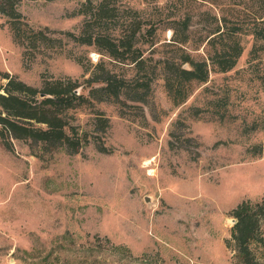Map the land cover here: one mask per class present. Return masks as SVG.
Wrapping results in <instances>:
<instances>
[{"label": "rangeland", "instance_id": "obj_1", "mask_svg": "<svg viewBox=\"0 0 264 264\" xmlns=\"http://www.w3.org/2000/svg\"><path fill=\"white\" fill-rule=\"evenodd\" d=\"M84 2L22 0L30 25L53 38L36 47L17 44L0 13V85L4 72L38 88L62 78L87 96L100 85L89 81L100 62L129 85L125 103L91 97L69 111L89 139L78 153L0 134V264H239L231 211L264 195V38L251 33L264 30V2L108 0L105 33L130 37L141 27L135 44L147 66L139 76L68 34L81 35ZM218 27L240 28L242 55L229 71L210 67L176 104L160 60L181 54L175 37L207 59ZM136 77L149 82L144 101L131 99ZM98 116L110 119L105 132ZM251 248L264 264V221Z\"/></svg>", "mask_w": 264, "mask_h": 264}, {"label": "trees", "instance_id": "obj_2", "mask_svg": "<svg viewBox=\"0 0 264 264\" xmlns=\"http://www.w3.org/2000/svg\"><path fill=\"white\" fill-rule=\"evenodd\" d=\"M21 2L22 0H0V13L8 17L7 23L14 41L19 45H28L27 47L29 44L36 47L39 40L45 43L53 41L42 29L35 30L30 25L18 10ZM82 7L80 11L86 15V19L81 35L68 34L79 42L96 45L113 59L128 61L126 63L133 64L138 76L145 72L147 58L144 51L135 44L137 33L141 30L140 25H135L136 29H133L130 37H111L101 26V23L109 18L108 0H101L98 4L86 0ZM239 29L225 32L223 28L218 27L212 32L206 39L207 59H196L183 48L187 38L173 39L174 43L171 44H178L177 48L181 50V54L177 57L167 56L161 59L160 63L166 89L176 104L186 100L188 84L208 80L210 67L226 72L237 64L243 53V46L237 35ZM251 33L256 38H264L262 29L253 30ZM186 64L189 67H186ZM96 68L99 71H95L89 81L100 85H91L87 96L79 92L80 86L71 80L45 79L42 87L38 88L9 72H4L3 77L7 81L0 85V134L8 138L40 143L45 150L65 146L70 153H78L89 139L87 135L80 136L76 127L70 124L67 116L69 111L83 106L91 97L99 101L114 98L125 103L120 97L122 90L129 86L124 78H118L107 70L102 62L98 63ZM134 81L136 84L131 88L134 91L131 99L144 101L149 82H140L137 77ZM43 94L45 96H42ZM96 123L103 132L110 127V119L107 117L98 116ZM98 147L102 152L109 151L104 145ZM231 216L236 219L232 227V241L239 264H261L254 255L251 243L256 239L260 224L264 221V195L256 203L243 201L231 211ZM114 247L129 251L125 246Z\"/></svg>", "mask_w": 264, "mask_h": 264}, {"label": "water", "instance_id": "obj_3", "mask_svg": "<svg viewBox=\"0 0 264 264\" xmlns=\"http://www.w3.org/2000/svg\"><path fill=\"white\" fill-rule=\"evenodd\" d=\"M42 96H45V94H43ZM234 221H236V220H234Z\"/></svg>", "mask_w": 264, "mask_h": 264}, {"label": "bare ground", "instance_id": "obj_4", "mask_svg": "<svg viewBox=\"0 0 264 264\" xmlns=\"http://www.w3.org/2000/svg\"><path fill=\"white\" fill-rule=\"evenodd\" d=\"M149 164V163H148Z\"/></svg>", "mask_w": 264, "mask_h": 264}]
</instances>
